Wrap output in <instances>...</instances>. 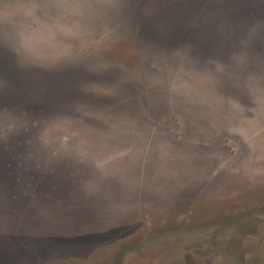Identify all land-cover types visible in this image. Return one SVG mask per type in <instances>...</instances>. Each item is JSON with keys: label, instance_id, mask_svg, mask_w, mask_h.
<instances>
[{"label": "trees", "instance_id": "trees-1", "mask_svg": "<svg viewBox=\"0 0 264 264\" xmlns=\"http://www.w3.org/2000/svg\"><path fill=\"white\" fill-rule=\"evenodd\" d=\"M260 79L264 0H0V233L12 228L14 255L49 264L28 244L44 241L29 230L51 223L48 209L72 211L67 225L76 215L90 221L74 191L109 178V166L127 161L126 149L144 148L145 164L152 149L172 153L159 132L179 123L181 103L207 111L201 104L211 95L244 119L255 116ZM29 220L42 226L26 229Z\"/></svg>", "mask_w": 264, "mask_h": 264}, {"label": "rangeland", "instance_id": "rangeland-1", "mask_svg": "<svg viewBox=\"0 0 264 264\" xmlns=\"http://www.w3.org/2000/svg\"><path fill=\"white\" fill-rule=\"evenodd\" d=\"M160 3L159 1V4ZM90 39L91 44H97L93 40V36H90L89 41ZM145 49H147V47L142 49L143 52L148 51V49ZM144 55L148 59L152 58L153 60L154 58V55L151 54ZM237 64V61L233 60L230 62L229 66H233L231 70L235 68L236 76H240L241 73L239 71L241 70L238 69V66H236ZM246 65V67L251 66V64ZM5 80L11 85H14V87H19L20 85L16 76H7ZM262 81H264V79H260V83ZM255 89L264 92V89L260 90L258 87ZM209 96L212 98L213 102H203L201 105H209L207 111H219L221 109L222 112L219 111L221 114L218 117L213 118L209 116V114L206 113L207 111L198 108L200 106L190 104L189 102L181 103L178 109L176 108L178 112H180L177 114L179 123L174 120H169V123L166 122L159 132V135L163 136L166 143L173 146V150L172 153L166 152L164 155L159 156L158 160L152 164V166L148 167V173L151 175L155 174L157 183L155 186L162 189L163 185L160 183L163 180L168 181L171 179V182L190 180L193 178L192 172H194V180L197 182L200 180V175H202V182H198L200 184L195 191L187 189L183 191L186 193L181 195L182 190H180L178 194H175L178 196L176 199L178 207L189 201L187 193L190 194L191 201L188 206L181 207L178 211L172 213V216H163L159 228L154 226L152 216L141 214L142 212L138 211L135 225L138 229L127 230L129 232H141L140 235L142 236V241L138 246L140 249L142 248L143 252L135 255L133 264H189V262L190 264H216L219 262L220 264H236V260L232 263L230 258L237 256L249 262L250 259L248 256L251 255V250L254 247L235 250V242H237V239L249 243L248 246L255 245V247L264 240V199L258 200V207L256 208L252 206V202L249 205L252 209L257 210V216L254 217L256 220L253 224L256 228L253 232L239 233L235 229L236 227L234 228V226L231 227L228 225L223 226L224 224L222 225L221 223L210 226H200V224L196 225L193 221L195 218L197 219L196 216L193 217L196 211L201 210L206 213L207 211L219 209V207L221 208V204L226 208L230 196L228 200L223 196L235 191L233 184L238 185L240 192L242 191L245 193V198L247 190L251 191L253 194L255 191L264 192V162L251 161V157L253 156L264 157V110L260 116H248L244 119L241 109L239 112L226 109L218 98H213L211 95ZM263 98L264 97L261 95L256 97L261 104H264ZM189 123L192 124V126L196 124L197 131H193L191 128L190 132H186ZM166 129L168 130L166 131ZM197 134H199V136ZM164 136L167 137V139ZM180 137L184 138L185 142H188V146L175 142V138ZM200 138L203 142V148L196 151L199 146L195 145ZM1 153H3L2 147H0V154ZM212 156H215L216 159L213 164L206 162L200 166L201 168L199 167L196 170H192V172L186 173V165L184 163L186 159L206 160L212 159ZM171 162L175 163L169 167L168 164ZM145 166L146 164H143L142 167ZM236 173H243L246 175L245 177L247 179H234L236 178ZM132 178L135 179V175L127 177L126 180L133 184L134 180H132ZM181 185L184 184H179V186ZM173 187H175V185ZM178 189L175 190V193ZM169 192H171V190ZM172 197H174V195ZM155 198H157L155 199L156 207L160 210H158V212H162L163 209L171 210L173 208V200L159 196ZM201 200L204 202L203 206L201 208L196 207ZM107 201L110 204L116 202L113 198H109ZM122 203L132 206L134 200L125 198ZM133 210L131 208H126L123 211L126 214H131ZM261 212L262 214L260 215ZM140 215L149 218V227L146 225L142 226V224L139 223L138 216ZM12 231V228L5 227L0 233V237L4 242L3 244H7L9 247H15V243L10 239ZM29 231L33 234L36 233L37 235L43 236L44 239V241L41 242L28 243L31 248L35 245H45L43 247L55 251L57 248L73 246L77 239L75 235L77 230L75 228L71 229L70 227H65V225L60 222L59 226L54 225L51 227L49 224L39 230ZM126 234V231H121L108 237V241L113 245L120 243V241L123 243L124 241L122 240ZM219 250L223 252H219L220 254H218L217 251ZM220 255H222V257L218 260L217 257ZM212 256L214 260H212ZM30 261L31 260H28V258H22L21 261H17L16 259H5L1 264H36L33 260ZM81 264H88V260L81 262Z\"/></svg>", "mask_w": 264, "mask_h": 264}, {"label": "water", "instance_id": "water-1", "mask_svg": "<svg viewBox=\"0 0 264 264\" xmlns=\"http://www.w3.org/2000/svg\"><path fill=\"white\" fill-rule=\"evenodd\" d=\"M264 110V105H259L255 109V117L260 116ZM155 136L153 135V138ZM153 144H159L162 147L164 146L162 141L166 143L164 140L153 139ZM167 144V143H166ZM154 148H156L154 146ZM144 148L138 146L136 149L131 151L130 149H126L125 153L128 156L126 162L122 163L121 165H112L109 166L111 170L108 172L110 177H102L100 180L99 178L90 179L86 184V189L88 191H74V196L77 201L75 204L84 212L89 213L90 221L83 217L82 215H76L77 217L73 220L70 225H67V221L69 219V213L72 212L67 209L65 206L59 205L58 208L48 209V213H55L56 216L53 220H51L50 226L57 225L59 226V222L64 224L65 227L75 228L77 233L75 234L77 239L73 246L71 247H64V248H57L55 251L49 250L43 246L45 245H35L32 247L33 251L43 256L47 260L49 264H81L88 260V264H133L134 257L138 253H142V248L140 249L138 245H140L142 241V236L139 232L135 231H127L130 229L137 230L138 228L136 225L137 213L141 211V214L150 215L153 218V223L156 228L160 227V221L163 216H172V213L178 211L181 207L188 206L189 202L191 201L190 194H188L189 201L185 204H181L178 207V203L176 199L178 198L177 195L180 190H182L181 195L185 194L183 192L187 189L196 190L197 186L202 182L200 175V180L198 182L195 181L194 172L192 170L198 169L202 164H205L210 159L206 160H188L184 161L186 173L192 172L193 178L187 179L186 181H172L171 179L163 180L160 184L163 185L162 189L155 186L156 177L155 174L148 173V167L152 166L157 160L160 154L154 155L152 149L149 153H147V157L151 158L149 161H146V166L142 167L145 163H140L141 158H145L146 154L143 153ZM190 150V149H189ZM200 150V149H199ZM196 150V151H199ZM194 151V150H193ZM191 153V151H190ZM138 155V160L132 159V155ZM137 158V156H136ZM215 160V156H212V160L209 162L213 164ZM251 161L256 162H264V157L262 156H253L251 157ZM108 160L101 155L100 157V164L103 165L105 168L108 165ZM175 163V162H173ZM172 162L169 165L172 166ZM181 163V162H179ZM90 169H89V176L92 173L96 172L95 164L93 165L92 161L90 162ZM144 168V169H143ZM201 168V167H200ZM135 175L134 183L131 184L126 180L127 177ZM236 178L234 179H241L245 180V176L243 173H236ZM92 178V177H91ZM233 179V180H234ZM247 179V178H246ZM103 182H102V181ZM236 180V181H237ZM99 181L100 183H97ZM143 181V183H142ZM195 181L194 183H191ZM145 182V183H144ZM96 184V185H95ZM179 184H184L179 186ZM175 185V187H173ZM235 191L230 192L223 197L228 200L230 196V200H228V204L226 208L222 205L219 209H214L211 211H207L204 213L203 211L199 210L196 211L193 215L195 218L193 221L200 226H210L216 225L217 223H222L223 221H227L230 223L238 222L241 217L235 215V211L238 210H245L251 204L253 207H258V200L264 199V192L262 191H255L254 194L247 190L246 198L245 193L240 189L238 185H234ZM238 187V188H237ZM179 188V189H178ZM178 191L175 193V190ZM171 190V192H169ZM89 191H91L89 193ZM227 192V191H226ZM136 193V194H135ZM197 193V192H195ZM251 197H250V195ZM174 195V197H172ZM156 196L173 200V208L171 210L163 209L162 212H158V208L155 204ZM113 198L116 200L115 203L110 204L107 199ZM125 198H131L134 200V204L132 206L124 205L122 201ZM203 201L201 200L198 202L196 207H202ZM126 208H131L133 213L126 214L123 210ZM160 211V210H159ZM81 214V213H80ZM30 220L25 222L23 227L26 229L32 227H40L41 225H29ZM49 225V224H48ZM46 226V225H45ZM16 227V226H15ZM121 231H126L127 234L124 236L123 243L117 244H110L108 241V237L119 233ZM38 237L43 238L41 235H36ZM30 238H33L31 236ZM35 242L33 240L30 243ZM3 240L0 237V264L5 259H16L17 261H21L16 254L15 247L8 246L7 244H3ZM114 243V242H113ZM14 245V244H13ZM29 260V259H28ZM31 261L33 259H30ZM30 261V262H31ZM36 264H39L35 260H33Z\"/></svg>", "mask_w": 264, "mask_h": 264}, {"label": "flooded vegetation", "instance_id": "flooded-vegetation-1", "mask_svg": "<svg viewBox=\"0 0 264 264\" xmlns=\"http://www.w3.org/2000/svg\"><path fill=\"white\" fill-rule=\"evenodd\" d=\"M249 207V206H248ZM245 210H238V211H235V215H238L241 217V219L238 221V222H233V223H230V222H227V221H223L221 224L223 226H231L239 232V233H245V232H253L256 228V226H254L253 224L255 223V220L257 216L256 212L257 210L255 209H252L251 207H249ZM262 214V212L260 213V215ZM264 214V212H263ZM235 230V231H236ZM235 250H240L239 248H246V247H254L252 250H251V255H249V259L250 261L247 262L245 261L244 258H239L238 256L237 257H233V258H230L231 259V262L233 263L234 260H236V264H264V240L259 243L256 247L255 245H252V246H248L249 243H245V241L243 240H238L237 239V242H235ZM219 249H222L220 247H218ZM219 252H223L221 250L217 251L218 254H220ZM214 256V255H213ZM212 256V260H214V257ZM222 257V255H220L219 257H217L218 260H220V258ZM239 258V259H238ZM190 264V262H189ZM216 264H220L219 263H216ZM234 264V263H233Z\"/></svg>", "mask_w": 264, "mask_h": 264}]
</instances>
